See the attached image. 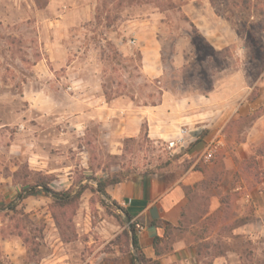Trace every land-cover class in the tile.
<instances>
[{
	"label": "rangeland",
	"instance_id": "1",
	"mask_svg": "<svg viewBox=\"0 0 264 264\" xmlns=\"http://www.w3.org/2000/svg\"><path fill=\"white\" fill-rule=\"evenodd\" d=\"M84 1L93 2V9L78 8L75 0L67 2L72 10L65 28L47 20L60 18L46 8L47 0H0V264L41 261L48 251L46 245L39 246V237L45 228L54 227L68 244L73 264H131L132 256L136 264H154L139 261L131 247V221L124 205L102 194L98 184L169 167L198 139L183 147L177 141L152 139L145 120L137 118L133 120L137 128L132 122L133 133L125 135L118 109L154 104L162 87L207 95L217 80H230L239 71L251 104L240 107L224 125L225 145L212 160L203 161L200 153L199 163L217 168L211 173L220 172L222 186L212 180L199 188L188 218L192 224L188 229H196L197 237L216 232L217 242L210 239L203 246L213 245V252L230 247V228L244 219H232L235 179L220 153H235L237 148L242 159L234 160L242 166L264 163V136L248 133L264 115V0ZM141 50L159 51L160 77L144 75ZM69 63L86 85L83 97L95 92L92 84L100 83L97 94L107 101L116 98L119 107L109 123L100 119L81 124L80 138L71 130L61 133L66 116L87 108L78 105L76 98L82 97L68 89L74 81ZM249 173L258 182L264 177L256 169ZM29 188L35 192L18 199ZM46 189L65 199L56 201L44 193ZM215 194L223 196L224 203L204 221ZM255 219L258 228L260 217ZM14 236L26 243L28 255L12 261L4 253L5 239ZM259 237L252 250L241 243L248 264H264Z\"/></svg>",
	"mask_w": 264,
	"mask_h": 264
},
{
	"label": "crops",
	"instance_id": "2",
	"mask_svg": "<svg viewBox=\"0 0 264 264\" xmlns=\"http://www.w3.org/2000/svg\"><path fill=\"white\" fill-rule=\"evenodd\" d=\"M69 1L71 0H47L46 8L58 13L60 17L52 21L49 18L47 20H50V23L56 21L61 27L67 28L69 26L66 22L67 15L72 10V7L69 6L72 4L67 3ZM85 2L84 0H75L78 8L93 9V2ZM203 3L208 9V3ZM30 4L33 5V1ZM158 52L152 54L147 50H141L144 75L158 78L163 74L162 68L157 67ZM150 58L154 61H150ZM67 68L74 76L73 84L68 86V89L75 95L81 96L82 98H76V103L87 108L81 114L66 116L63 120L65 128L62 129L61 133L67 134L71 130L77 132V137L80 138L79 127L81 124L88 121L99 123L102 120L104 123H109L113 121L112 117L119 107L115 106L116 98L107 101L102 98L103 96L97 94L102 89L100 83L91 85L90 89L96 93L83 97L86 85L78 77L73 64L69 63ZM231 76L232 79L230 80L227 78L217 80L207 95L180 94L172 87H162L158 102L136 105V107L134 105L133 110L118 109L119 115L124 120L123 131L126 133L125 135L133 133L130 132V130L133 131V126L130 124L137 118L145 120L147 124L146 134L152 139L167 142L177 141L181 145L180 147L188 143L191 144L198 139V143H194L190 149L184 148L186 150L182 151L177 163L172 162L169 167L151 172L132 174L106 188L111 199L124 205L131 220L136 222V227H142L140 230L137 229V239L140 251L147 260L157 259L160 264H248L249 261L243 255L244 250L241 243L244 242L245 245H249L252 250L255 240L260 239L259 236H261L263 238L261 243L264 245V177L258 182L249 173L250 170L253 171L254 169L261 172L260 174L264 173V163H258L253 168L242 166L234 160V156L237 159H242L237 148L235 153L227 151L220 153L225 162V169H229L231 179H235L232 181L233 187H231V191L236 193L234 194L235 199L233 200L234 195L231 199L232 205L233 201L235 203L233 206L235 217L232 219H244L240 224L232 225L230 228L232 235L230 247L223 248L222 246L213 252V245L209 244L205 247L202 242L210 241V239L217 242L216 232L211 233L209 230L208 233L204 232L203 236L197 237L199 234H194L196 229L191 231L188 229V227H192V224L188 225V218L190 206L192 207V203H194L195 192H200L201 188H206L212 180H216V183H219L218 186H222L218 181L220 172L218 176L216 174L212 176L213 173H211V171L217 173V168H212L211 163L208 165L199 163L200 153L209 140L222 132L224 125L238 112L240 107L248 103L251 104L246 99L248 91L244 86L242 74L235 71ZM229 81L231 84H228ZM199 101L202 104H199ZM247 107L249 106L247 105ZM100 111L102 114L99 116ZM133 123L137 128V122ZM249 128L248 133L258 131L264 136V115L258 117ZM206 129L207 133L203 132ZM80 148L77 147L79 156L83 154ZM176 149L177 147L173 148L174 151H177ZM245 149L248 154L252 151L251 148ZM262 158L264 159V157ZM184 159L188 161L182 164L180 161ZM209 202V212L202 217L204 221L211 215L210 213L220 210L224 199L223 196L215 194L209 199ZM238 204L242 207L239 208ZM249 204L253 205L252 208H249ZM205 210L207 209L205 208ZM255 216L260 217L257 220L260 225L258 228L254 226ZM202 219L200 222L203 221ZM57 232L55 227L44 229V236L39 237V246L46 245L48 252L40 257L41 261H37L35 264H73L67 255L68 244L60 239ZM213 236L215 237L213 238ZM5 241L6 250L4 253L12 261L13 258L21 259L24 254L28 255V247L20 237L14 236L5 239Z\"/></svg>",
	"mask_w": 264,
	"mask_h": 264
},
{
	"label": "trees",
	"instance_id": "3",
	"mask_svg": "<svg viewBox=\"0 0 264 264\" xmlns=\"http://www.w3.org/2000/svg\"><path fill=\"white\" fill-rule=\"evenodd\" d=\"M121 180H122V179H119V180H112L111 182H109V180L101 181V182H99V184H98L99 191H100L102 194H104V195H106V196L108 197L109 195H108L107 192H106V187L109 186V185H113V184H115V183H117V182H119V181H121ZM34 192H35V190H33V191H31V192L25 194L24 196H21V197L18 198V199H23V198H25L28 194H32V193H34ZM44 193H45V194H49V193H50V194L52 195V197H53L54 199H56V201L65 199V196H61L60 192L58 193V192H55V191L47 190V189H46V191H44ZM124 211H125V213H126L128 219L131 221V222H130V231H131V233H132V244H133V248H134V250H135V251L137 252V254H138L139 261H140L141 263L146 262L147 259L142 255V253H141V251H140L139 244H138L137 230H136V222H134V221L131 220V217H130L129 214L126 212V210H124ZM26 242H27V241H26ZM33 253H34V252H33ZM145 260H146V261H145ZM150 261H152L154 264H160L159 261H158L157 259H155V260H150ZM131 264H136V262H135V257H134V256L131 257Z\"/></svg>",
	"mask_w": 264,
	"mask_h": 264
},
{
	"label": "built area",
	"instance_id": "4",
	"mask_svg": "<svg viewBox=\"0 0 264 264\" xmlns=\"http://www.w3.org/2000/svg\"><path fill=\"white\" fill-rule=\"evenodd\" d=\"M224 136L221 133H218L217 135H215L211 140H209L202 152V159L204 161H210L212 160L216 153L218 152V150L220 148H222L225 145V141H224ZM137 229H142L141 226H137Z\"/></svg>",
	"mask_w": 264,
	"mask_h": 264
},
{
	"label": "water",
	"instance_id": "5",
	"mask_svg": "<svg viewBox=\"0 0 264 264\" xmlns=\"http://www.w3.org/2000/svg\"><path fill=\"white\" fill-rule=\"evenodd\" d=\"M32 189H33V188H29V189H27L25 192H30V191H32ZM131 247H132V249H133V244H132V235H131Z\"/></svg>",
	"mask_w": 264,
	"mask_h": 264
}]
</instances>
